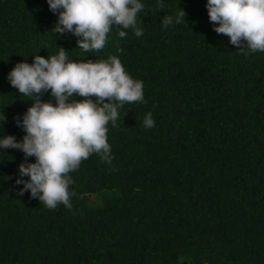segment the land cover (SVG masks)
<instances>
[{"label": "trees", "instance_id": "trees-1", "mask_svg": "<svg viewBox=\"0 0 264 264\" xmlns=\"http://www.w3.org/2000/svg\"><path fill=\"white\" fill-rule=\"evenodd\" d=\"M162 2L141 0L142 36L114 27L85 53L53 32L47 0H0V138L23 139L15 118L33 103L9 72L60 47L77 63L117 56L146 101L107 125L111 165L94 153L69 174L71 210L20 196L24 153L0 149V264H264V52L244 55L217 34L207 0ZM181 8L185 20L164 29Z\"/></svg>", "mask_w": 264, "mask_h": 264}, {"label": "clouds", "instance_id": "clouds-1", "mask_svg": "<svg viewBox=\"0 0 264 264\" xmlns=\"http://www.w3.org/2000/svg\"><path fill=\"white\" fill-rule=\"evenodd\" d=\"M47 2L50 11L58 16L53 32L61 36L71 33L77 38L78 49L85 53L102 50L114 27L131 28L137 37L143 35L142 21L139 24L137 21L138 13L145 7L141 0ZM206 7L214 31L228 36L230 43L244 55L264 52V0H207ZM157 8L164 9L162 0ZM186 15L183 8L175 17L165 15L163 28L183 22ZM126 35L125 31H119L121 38ZM117 51L123 50L117 47ZM8 80L21 95L33 101L22 120L19 116L15 118L17 126L25 132L23 139L17 141L14 135L0 138V149L24 153L25 160L19 165L20 178L16 181L23 184L19 195L30 191L31 197L38 198L49 210L61 204L71 210L70 197L76 192L69 191L74 183L69 174L94 153L111 165L114 157L107 125L111 122L117 126L118 109L125 103H146L143 82L134 80L115 55L106 61L77 63L69 61L63 47L48 58L35 55L32 64L17 63ZM49 90L53 99L42 100ZM74 95L84 99H71ZM5 120L4 114L0 116V125ZM155 126L153 114L148 112L143 127ZM29 157H35V162H29Z\"/></svg>", "mask_w": 264, "mask_h": 264}]
</instances>
